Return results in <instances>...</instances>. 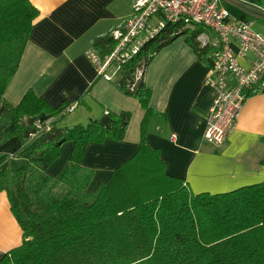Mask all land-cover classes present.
I'll use <instances>...</instances> for the list:
<instances>
[{
	"label": "trees",
	"instance_id": "1",
	"mask_svg": "<svg viewBox=\"0 0 264 264\" xmlns=\"http://www.w3.org/2000/svg\"><path fill=\"white\" fill-rule=\"evenodd\" d=\"M38 15L29 0H0V145L18 138L15 154L24 159L16 169L0 170V192L8 193L24 235L0 264H264V181L195 194L166 172L160 150L146 140L148 118L166 115L150 106L145 68L182 35L205 60L216 50L198 39L207 28L168 22L123 63L117 87L145 110L140 147L90 193L94 170L83 165L88 145L123 139L132 113L107 109L108 126L93 118L65 127L53 120L47 127L48 119L64 115L69 101L53 107L33 89L16 105L6 99ZM115 42L107 32L94 36L92 47L105 55ZM67 141L73 142L69 161L51 177L46 169Z\"/></svg>",
	"mask_w": 264,
	"mask_h": 264
},
{
	"label": "crops",
	"instance_id": "2",
	"mask_svg": "<svg viewBox=\"0 0 264 264\" xmlns=\"http://www.w3.org/2000/svg\"><path fill=\"white\" fill-rule=\"evenodd\" d=\"M29 1L38 8L39 15L5 91L6 99L16 105L33 89L53 107L64 100L75 103L76 108L68 113L70 120L65 126L86 124L93 118L111 125L107 109L132 113L123 139L90 143L86 149L83 165L94 170L87 191L93 193L140 147L145 110L136 97L120 91L117 78L99 77L86 56L94 36L124 26L134 0ZM224 1L230 6L224 5ZM247 1L264 7V0ZM222 4L234 17L252 20L254 28H264V17L257 11L246 9L237 0H222ZM211 36L207 29L198 39L205 45L204 41H211ZM186 37L179 36L164 46L145 68L144 80L152 90L150 106L166 115L165 120L148 118L147 142L160 150L166 172L181 178L195 194L227 192L264 181V86L256 87L247 97L227 141L213 145L204 137L216 95L208 82L213 52L202 60L187 44ZM243 63H248V59ZM20 147L16 137L0 145V170L8 164L14 167L24 162L15 156ZM72 148V141L64 142L60 156L46 173L56 178L68 163ZM23 239V229L12 211L10 197L1 191L0 259L20 246Z\"/></svg>",
	"mask_w": 264,
	"mask_h": 264
},
{
	"label": "built area",
	"instance_id": "3",
	"mask_svg": "<svg viewBox=\"0 0 264 264\" xmlns=\"http://www.w3.org/2000/svg\"><path fill=\"white\" fill-rule=\"evenodd\" d=\"M250 11L264 17V7L247 0H237ZM184 21L188 25H201L211 34L216 48L211 62L208 82L216 95L207 116L204 137L213 145L224 144L237 125L244 103L258 86H264V34L254 28L249 19L234 17L222 0H134L132 13L121 28L112 30L116 39L113 48L100 55L93 47L86 56L96 67L98 76L115 79L123 63L136 55L141 47L168 22ZM248 59L244 64L243 60ZM142 70H138L137 78ZM69 104L63 114L75 110ZM51 118L46 121L47 127Z\"/></svg>",
	"mask_w": 264,
	"mask_h": 264
},
{
	"label": "rangeland",
	"instance_id": "4",
	"mask_svg": "<svg viewBox=\"0 0 264 264\" xmlns=\"http://www.w3.org/2000/svg\"><path fill=\"white\" fill-rule=\"evenodd\" d=\"M224 3V5H226L227 7H229L230 6V4L229 3H227V2H223ZM233 10H236L234 7L232 8ZM255 23H256V20H255ZM264 25V24H263ZM255 26H256V24H255ZM257 26H258V24H257ZM256 29H258L257 27H255ZM259 29L261 30V31H264V28H261L260 26H259ZM258 29V30H259ZM117 78V77H116ZM115 78V79H116ZM65 114H67V115H64V116H61V117H51V121H53V120H56V125L57 126H60V127H65V124H68V122H69V120H70V114H68V113H65ZM49 125H50V123H49ZM48 125V126H49ZM70 126V125H69ZM16 157H18L17 155H15ZM21 164H22V162H21ZM21 164H19L18 166H14V167H12V166H10V164H8L7 165V167H9V168H13V169H16L17 167H19ZM190 189V188H189ZM190 191H191V189H190ZM95 192V191H94Z\"/></svg>",
	"mask_w": 264,
	"mask_h": 264
},
{
	"label": "water",
	"instance_id": "5",
	"mask_svg": "<svg viewBox=\"0 0 264 264\" xmlns=\"http://www.w3.org/2000/svg\"><path fill=\"white\" fill-rule=\"evenodd\" d=\"M45 118H46V115L43 114V115L41 116L40 120H43V119H45Z\"/></svg>",
	"mask_w": 264,
	"mask_h": 264
}]
</instances>
